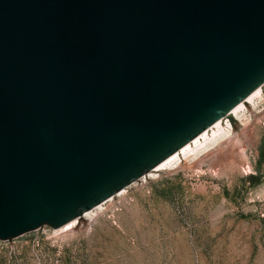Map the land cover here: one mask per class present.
<instances>
[{
  "label": "water",
  "instance_id": "95a60500",
  "mask_svg": "<svg viewBox=\"0 0 264 264\" xmlns=\"http://www.w3.org/2000/svg\"><path fill=\"white\" fill-rule=\"evenodd\" d=\"M263 84L264 0H0V239L63 228Z\"/></svg>",
  "mask_w": 264,
  "mask_h": 264
},
{
  "label": "rangeland",
  "instance_id": "374dc122",
  "mask_svg": "<svg viewBox=\"0 0 264 264\" xmlns=\"http://www.w3.org/2000/svg\"><path fill=\"white\" fill-rule=\"evenodd\" d=\"M244 106L68 230L0 239V264H264V86Z\"/></svg>",
  "mask_w": 264,
  "mask_h": 264
},
{
  "label": "bare ground",
  "instance_id": "6f19581e",
  "mask_svg": "<svg viewBox=\"0 0 264 264\" xmlns=\"http://www.w3.org/2000/svg\"><path fill=\"white\" fill-rule=\"evenodd\" d=\"M263 86H264V84L261 87H259L256 91H254L251 95H249L246 99H244L241 103H239L236 107H234L231 110L230 115L238 116L240 113H243L244 107H245L244 106L245 102L246 101H252L255 97H257ZM230 129H231L230 128V122L228 121V117H227L226 119H224L223 121H221L220 123H218L217 125L212 127L211 129H209L208 131H206L205 133H203L202 135H200L199 137H197L196 139H194L193 141H191L190 143H188L187 145H185L184 147H182L181 149H179L178 151H176L175 153H173L172 155H170L169 157H167L166 159L161 161L152 170L147 172V174L149 175L153 171L163 169L166 166H171L172 164L176 163L181 156L188 155V154H191L192 152L198 151L200 147H203V145L206 146V142L217 140L219 137L228 133V131H230ZM207 145H208V143H207ZM123 191H124V189L120 190L116 194H119ZM110 198H108V199H110ZM104 202H102V203H104ZM102 203L98 204L95 207L96 208L98 207V209H99L101 207ZM91 211H92V209L88 210L87 212H85L80 217L76 218L75 220H73L72 222H70L69 224L64 226L63 228H59V230H61V231L68 230L69 228H71L75 224L77 219L84 217L85 215H88Z\"/></svg>",
  "mask_w": 264,
  "mask_h": 264
}]
</instances>
